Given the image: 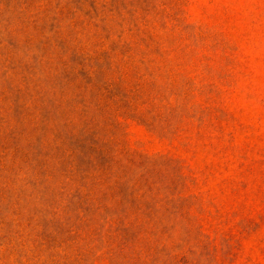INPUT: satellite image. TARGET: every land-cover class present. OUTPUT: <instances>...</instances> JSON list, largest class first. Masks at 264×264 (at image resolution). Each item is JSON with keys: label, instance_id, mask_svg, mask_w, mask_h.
<instances>
[{"label": "rangeland", "instance_id": "obj_1", "mask_svg": "<svg viewBox=\"0 0 264 264\" xmlns=\"http://www.w3.org/2000/svg\"><path fill=\"white\" fill-rule=\"evenodd\" d=\"M0 264H264V0H0Z\"/></svg>", "mask_w": 264, "mask_h": 264}]
</instances>
